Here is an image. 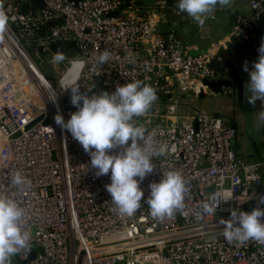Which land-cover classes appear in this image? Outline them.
Returning <instances> with one entry per match:
<instances>
[{"label": "built area", "instance_id": "2783aa9c", "mask_svg": "<svg viewBox=\"0 0 264 264\" xmlns=\"http://www.w3.org/2000/svg\"><path fill=\"white\" fill-rule=\"evenodd\" d=\"M29 1L0 0L9 17L0 34V196L24 208V228L31 235L18 261L264 264V245L229 244L220 223L231 212L264 209V162L236 152V130L227 120L183 100L204 91L205 79L215 78L208 64L221 49L240 39L259 48L264 38L255 33V23L262 18L264 26V0H243L249 13L238 14L222 39L196 55L185 51L169 27L177 16L176 0H42L34 14ZM227 9L217 7L206 22H216ZM56 43V52L66 56L68 46L74 53L62 62L63 74L55 84L43 75L38 60L46 55L52 61ZM105 50L110 58L101 65L97 58ZM74 63L79 66L73 76ZM32 73L54 91L40 88ZM137 80L151 85L158 99L135 123L154 133L166 154L152 158L154 169L139 185L142 206L129 217L111 202L105 187L111 174L96 175L89 154L56 124L55 116L67 121L77 111L70 99L61 101V90L79 85L91 96ZM168 171H178L185 181V206L172 217L154 218L146 204L150 185ZM16 172L31 181L24 191L11 184ZM211 186L214 193L208 191ZM213 194L220 197L216 214L201 215ZM35 250V258L28 260Z\"/></svg>", "mask_w": 264, "mask_h": 264}, {"label": "clouds", "instance_id": "9594fccd", "mask_svg": "<svg viewBox=\"0 0 264 264\" xmlns=\"http://www.w3.org/2000/svg\"><path fill=\"white\" fill-rule=\"evenodd\" d=\"M233 3L234 0H176L174 9L177 15L187 13L188 18L203 26L217 7L230 8ZM8 21L9 17L0 3V34L6 31ZM257 51L259 58L253 62L252 69L249 70L247 64L243 68L249 74L247 102L252 105L257 100L264 102V40ZM109 58L110 53L105 50L99 54L98 63L103 65ZM65 59V54L57 51L52 56V63L59 64ZM92 87L88 88L89 92ZM48 88L54 91L51 84ZM67 89H70V103L77 111L67 121L57 114L55 122L89 154L91 167L97 176L111 174V183L105 186L111 202L119 214L131 217L142 206L144 192L139 185L154 169L152 158L166 154V146L157 147L155 134L148 133L134 120L145 115L158 99L156 91L138 80L118 85L112 93L105 91L91 96L81 92L79 85ZM260 115L264 118V110ZM116 148L122 151L110 154V150ZM11 184L18 191H24L31 181L16 172L11 177ZM150 189L146 204L152 217L164 219L172 217L176 211H183L188 188L178 171L164 173L159 182L150 185ZM261 199L264 202V198ZM219 203L220 197L213 194L211 200L203 204L200 214L215 215ZM24 217L25 210L16 200L0 196V264H10L12 257L28 249L31 235L24 228ZM261 217H264V209L261 208L250 213L231 212L230 219L220 221L224 225V239L237 246L249 241L264 245Z\"/></svg>", "mask_w": 264, "mask_h": 264}, {"label": "crops", "instance_id": "0c3cea01", "mask_svg": "<svg viewBox=\"0 0 264 264\" xmlns=\"http://www.w3.org/2000/svg\"><path fill=\"white\" fill-rule=\"evenodd\" d=\"M248 13V5L243 0H236L230 8L219 12L216 22H205L203 26H199L187 16L180 17V14L171 18L169 27L175 31L185 51L190 55H196L208 48L211 43L222 39L238 14ZM207 32L209 36L205 37L204 33ZM227 47L221 49L217 55L219 60L226 59L229 70L233 68L236 70L239 83L232 88L224 89L222 94L204 90V96L201 98L198 95H191L183 96V100L195 109L227 120L236 130L233 141L236 152L247 160L263 163L264 118L260 113L264 110V102L257 100L255 105L247 102L249 74L243 70L245 64L251 70L253 62L258 59L233 55L229 53ZM186 97H189L188 101Z\"/></svg>", "mask_w": 264, "mask_h": 264}, {"label": "water", "instance_id": "95a60500", "mask_svg": "<svg viewBox=\"0 0 264 264\" xmlns=\"http://www.w3.org/2000/svg\"><path fill=\"white\" fill-rule=\"evenodd\" d=\"M27 4L28 3L26 2L22 3L20 5V9H22V7ZM29 4L31 5L30 11L32 14L35 13L36 9L40 10L43 7L42 0H30ZM184 16H187V15L184 13L180 15V17H184ZM255 26H256L258 36L264 38V26H263L262 18H260L259 21L255 23ZM43 33H44V30H42V34ZM59 46H60L59 43L52 45L51 46L52 51L55 53ZM227 50L229 51V53L236 55V56H251L257 59L259 58V53L256 50V48L251 43L245 40L240 39V40L232 42L227 47ZM208 68L211 71H213L217 75V77L211 80L205 79L203 81L205 91L209 90L213 93L222 94L224 92V89L232 88L239 83L236 70L234 68L229 70L230 67H229V64L226 62V59L219 60L218 55L214 56V58L210 61V63L208 64ZM69 93H70V90L68 89L64 91L62 95L63 97H66L69 95ZM203 96H204V91H201L198 94V97L201 98ZM208 191L211 193H214V187L211 186L208 189ZM240 209L243 210V208H240ZM225 216L227 215L226 214L221 215L222 218H224ZM38 252L39 250L33 251L29 255L28 260L34 259ZM14 257L18 260L17 256H14ZM23 263L24 262H20V264H23Z\"/></svg>", "mask_w": 264, "mask_h": 264}, {"label": "rangeland", "instance_id": "374dc122", "mask_svg": "<svg viewBox=\"0 0 264 264\" xmlns=\"http://www.w3.org/2000/svg\"><path fill=\"white\" fill-rule=\"evenodd\" d=\"M113 14L116 15L117 13L115 12ZM204 36L205 37H208L209 36V33L208 32L207 33H204ZM38 64H39L40 70L43 73V75L45 77H47L48 79L53 80L55 84L62 77V74H63L62 68H61V64L62 63L54 64V63H52L51 60H49L48 56L43 55V56H41L39 58ZM62 92L63 91L61 90L60 91L61 96H63L62 95L63 94ZM69 99H70L69 96L62 97L61 101L63 103H65V102L69 101ZM262 175H263V178H264V171L262 172ZM10 264H20V262L15 257H12ZM145 264H152V263L149 262V263H145Z\"/></svg>", "mask_w": 264, "mask_h": 264}, {"label": "bare ground", "instance_id": "6f19581e", "mask_svg": "<svg viewBox=\"0 0 264 264\" xmlns=\"http://www.w3.org/2000/svg\"><path fill=\"white\" fill-rule=\"evenodd\" d=\"M78 66H79L78 63H74L73 64V67H74L73 71H72L73 76L76 74ZM32 76H33L34 83L36 82L40 88L47 89L48 91H50L49 88H48V84L49 83L46 82L40 75L32 73ZM124 245H125V243L123 244V246Z\"/></svg>", "mask_w": 264, "mask_h": 264}, {"label": "trees", "instance_id": "16d2710c", "mask_svg": "<svg viewBox=\"0 0 264 264\" xmlns=\"http://www.w3.org/2000/svg\"><path fill=\"white\" fill-rule=\"evenodd\" d=\"M255 33L257 34V30L255 29ZM65 53H66V56H70V55H72L74 52H73V50H72V48H70V47H68V46H65ZM47 78V77H46ZM48 79V78H47ZM50 82H52V83H54V81L53 80H51V79H48Z\"/></svg>", "mask_w": 264, "mask_h": 264}]
</instances>
